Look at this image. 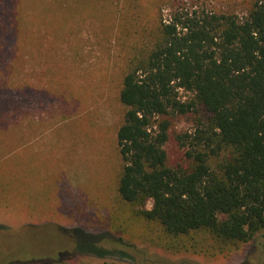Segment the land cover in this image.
<instances>
[{
    "label": "rangeland",
    "instance_id": "1",
    "mask_svg": "<svg viewBox=\"0 0 264 264\" xmlns=\"http://www.w3.org/2000/svg\"><path fill=\"white\" fill-rule=\"evenodd\" d=\"M52 1L0 0V264L73 251L71 237L80 235L109 252L89 256L91 264H133L120 257L119 238L140 264H260L264 232L216 257L193 249L173 253L158 239V224L133 216L118 197L121 61L139 34L137 25L127 31V22L134 8L145 16V28L158 11L167 21V0ZM176 1L238 16L253 2ZM173 126L192 132L194 125L186 116ZM167 150L175 162L181 151L174 143ZM200 241V235L183 239Z\"/></svg>",
    "mask_w": 264,
    "mask_h": 264
},
{
    "label": "trees",
    "instance_id": "2",
    "mask_svg": "<svg viewBox=\"0 0 264 264\" xmlns=\"http://www.w3.org/2000/svg\"><path fill=\"white\" fill-rule=\"evenodd\" d=\"M175 1L167 0L168 20L157 8L149 28L139 9L129 14L126 29L137 25L139 34L121 61L117 193L133 216L158 224L166 250L216 257L264 232V0H253L244 16ZM186 116L193 131L176 132L175 120ZM170 143L181 151L175 162ZM197 235L198 246L183 242ZM80 237H71L73 251L15 264H91L89 256L109 254ZM118 240L120 257L142 263Z\"/></svg>",
    "mask_w": 264,
    "mask_h": 264
}]
</instances>
